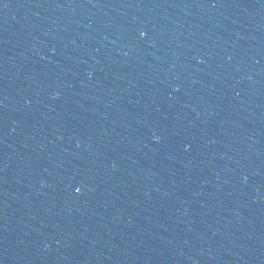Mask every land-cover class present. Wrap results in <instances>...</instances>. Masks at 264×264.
Wrapping results in <instances>:
<instances>
[{"label":"water","instance_id":"1","mask_svg":"<svg viewBox=\"0 0 264 264\" xmlns=\"http://www.w3.org/2000/svg\"><path fill=\"white\" fill-rule=\"evenodd\" d=\"M0 264H264V104L168 0H0Z\"/></svg>","mask_w":264,"mask_h":264},{"label":"snow or ice","instance_id":"2","mask_svg":"<svg viewBox=\"0 0 264 264\" xmlns=\"http://www.w3.org/2000/svg\"><path fill=\"white\" fill-rule=\"evenodd\" d=\"M77 191H79V189H77Z\"/></svg>","mask_w":264,"mask_h":264},{"label":"clouds","instance_id":"3","mask_svg":"<svg viewBox=\"0 0 264 264\" xmlns=\"http://www.w3.org/2000/svg\"><path fill=\"white\" fill-rule=\"evenodd\" d=\"M141 35H143V33Z\"/></svg>","mask_w":264,"mask_h":264}]
</instances>
